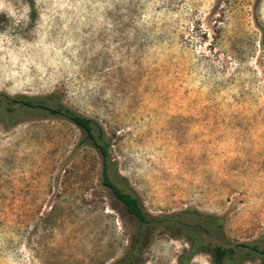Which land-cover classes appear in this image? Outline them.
Here are the masks:
<instances>
[{"label":"rangeland","instance_id":"obj_1","mask_svg":"<svg viewBox=\"0 0 264 264\" xmlns=\"http://www.w3.org/2000/svg\"><path fill=\"white\" fill-rule=\"evenodd\" d=\"M51 92L173 223L141 224L79 127L10 99ZM141 233L135 264L264 244V0H0V264H117Z\"/></svg>","mask_w":264,"mask_h":264},{"label":"trees","instance_id":"obj_2","mask_svg":"<svg viewBox=\"0 0 264 264\" xmlns=\"http://www.w3.org/2000/svg\"><path fill=\"white\" fill-rule=\"evenodd\" d=\"M14 104L21 107H26L31 110L42 112L43 116H52L66 119L84 132V139L79 143L86 142L92 147L96 148L101 156L103 162V183L108 186L112 194L120 200L126 211L135 216L141 224H165L170 218H154L148 216L142 206V203L131 188L127 180L119 173L115 162L110 154V139L102 124L89 116H86L75 109L71 108L59 99L56 92H51L45 96H27L16 95L10 98ZM172 223L174 220H170ZM208 227L207 231L218 229L220 239H224L222 226L217 227L218 219L216 216H207ZM171 227H180L177 224H171ZM148 237H143V234H138L135 238L134 246L129 253L117 264H135L136 258L140 255L142 245L146 244ZM264 243V239H263ZM212 254L213 264H230L239 262L243 252L250 255L257 256L260 259V264H264V244L256 243H239L233 246L216 245L210 250Z\"/></svg>","mask_w":264,"mask_h":264}]
</instances>
